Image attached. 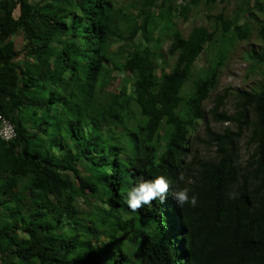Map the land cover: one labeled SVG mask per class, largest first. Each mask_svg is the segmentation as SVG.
<instances>
[{"label":"trees","instance_id":"16d2710c","mask_svg":"<svg viewBox=\"0 0 264 264\" xmlns=\"http://www.w3.org/2000/svg\"><path fill=\"white\" fill-rule=\"evenodd\" d=\"M221 1L0 0V264H264V82L206 110L238 42H264V0ZM246 59L264 69V48ZM158 175L165 202L131 210Z\"/></svg>","mask_w":264,"mask_h":264},{"label":"rangeland","instance_id":"374dc122","mask_svg":"<svg viewBox=\"0 0 264 264\" xmlns=\"http://www.w3.org/2000/svg\"><path fill=\"white\" fill-rule=\"evenodd\" d=\"M226 4V1L219 0L217 7H222ZM235 8V2L234 0L229 4V10L230 12ZM207 11L204 10L203 6H200L193 10V12L190 14V19L188 21H183L182 18L178 19L179 26L183 29L185 33L189 32L193 25L201 24V23H207L206 18ZM257 31L255 30L251 39L248 42H238V44L235 46L236 51L233 53L231 59L229 60L226 67L223 68L220 84L218 86V89L214 94L211 96L209 100H207L206 104V110L209 111L213 105H214V99L217 93H222L226 88L231 87L233 91H236L237 89H255L259 90L260 84L264 82V69L261 67H257L253 70L252 64L253 62H249L248 59H246V54L248 50H252L253 48H264V42L260 39L256 38ZM255 44V45H254ZM204 59V58H203ZM203 63L202 59L199 60L195 65L197 68L200 67V65ZM204 66H208V62L203 63ZM202 64V65H203ZM238 101V98L236 97L235 93L231 95L227 102L225 109L229 113H234L236 111V103ZM211 115L209 114L208 118H210ZM231 125V124H230ZM233 125V124H232ZM228 126V123H213L212 127L215 131L221 132L224 128ZM234 128V125H233ZM197 133L199 134V137L203 139L206 138V129L205 125L202 124L199 126ZM249 131H246V134H248ZM247 138H243L242 140V146L243 150L245 149V142ZM195 154L198 155L199 158L206 159L211 158L214 156V151L212 149H209L204 141L197 140L195 142V145L193 147V150H195ZM135 244L134 248L135 251L140 249V245L134 242ZM131 244L128 240L124 244V248L127 249V247H130ZM136 263L135 264H141V252L139 251L135 257Z\"/></svg>","mask_w":264,"mask_h":264},{"label":"clouds","instance_id":"9594fccd","mask_svg":"<svg viewBox=\"0 0 264 264\" xmlns=\"http://www.w3.org/2000/svg\"><path fill=\"white\" fill-rule=\"evenodd\" d=\"M170 186H172L171 179L164 175H158L153 179L141 180L128 190L126 203L133 211L140 209L142 206L151 205L158 199L161 203H164ZM173 197L180 208L185 205L193 207L197 205V197L195 194H191L189 187L177 189L173 193Z\"/></svg>","mask_w":264,"mask_h":264},{"label":"built area","instance_id":"2783aa9c","mask_svg":"<svg viewBox=\"0 0 264 264\" xmlns=\"http://www.w3.org/2000/svg\"><path fill=\"white\" fill-rule=\"evenodd\" d=\"M15 129L12 123L6 118L0 116V135L6 139L15 136Z\"/></svg>","mask_w":264,"mask_h":264}]
</instances>
